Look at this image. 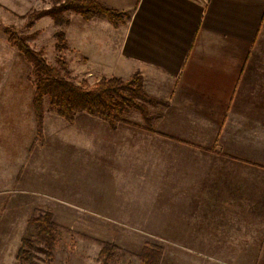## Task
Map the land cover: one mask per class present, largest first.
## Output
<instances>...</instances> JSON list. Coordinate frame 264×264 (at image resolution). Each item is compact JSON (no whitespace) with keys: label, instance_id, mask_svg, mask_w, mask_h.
Here are the masks:
<instances>
[{"label":"crops","instance_id":"0c3cea01","mask_svg":"<svg viewBox=\"0 0 264 264\" xmlns=\"http://www.w3.org/2000/svg\"><path fill=\"white\" fill-rule=\"evenodd\" d=\"M97 1L129 20L71 13L68 50L164 104L113 127L46 107L38 142L33 94H0V264L39 208L138 230L158 264H264V0Z\"/></svg>","mask_w":264,"mask_h":264},{"label":"trees","instance_id":"16d2710c","mask_svg":"<svg viewBox=\"0 0 264 264\" xmlns=\"http://www.w3.org/2000/svg\"><path fill=\"white\" fill-rule=\"evenodd\" d=\"M51 8L35 15H49L55 23L65 22L63 13L73 11L85 20L93 18L105 19L113 27L124 25L130 18L129 13L104 6L97 0H54ZM55 49L59 52L65 49V38L62 32L56 34ZM10 41L23 54L31 65L30 74L35 77L32 96V106L35 116L36 139L43 140V99L47 97L50 109L68 122H72L77 112H86L101 118L115 126L124 120V114L130 110L141 112L145 122L151 117L146 110V104H164L161 100L148 95L142 86V78L135 73L128 79L101 77L92 84L86 81L76 82L61 57L57 58V67L46 63L41 51L31 49L25 40L16 34L10 36ZM29 224L36 226L33 238L22 237L17 250V260L31 262L35 251L41 249L48 261L52 259V250L57 246L59 238L58 226L49 211L43 210L31 216ZM101 249L97 259L102 263L109 261L118 249L114 244L99 242ZM162 249L157 245H144L138 255L137 264H158Z\"/></svg>","mask_w":264,"mask_h":264},{"label":"rangeland","instance_id":"374dc122","mask_svg":"<svg viewBox=\"0 0 264 264\" xmlns=\"http://www.w3.org/2000/svg\"><path fill=\"white\" fill-rule=\"evenodd\" d=\"M53 1L54 0H0V94H33L34 91L35 77L30 74L31 65L10 41V36L12 34L21 36L31 49L41 51L46 63L51 66L57 67L58 57L64 59L71 73V77H73L76 82L86 81L92 84L101 77H109L105 76L102 70L85 67L82 61L86 58H83L82 54L73 53L68 50L69 47H67L64 30L70 21V14L75 12H64L63 17L66 21L61 24L55 23L49 15H42L39 17L35 15L36 13L51 8L54 4ZM44 17L47 19H43ZM58 32H62L65 38L66 47L61 52L55 49V45L58 42L56 38ZM130 76L126 78L115 77L126 80ZM145 106L150 116V112L152 111L151 108L155 105L146 104ZM157 106H160V104H157ZM46 107L50 108L49 100L47 97H44L43 109ZM130 111H133L131 114H141L138 110L133 109ZM130 111L126 112L124 116ZM43 210L49 211L46 208H39L35 210L32 215L35 216ZM49 212L59 230L57 246L52 250V259L48 261L45 253H43L41 249H38L35 251V257L31 262L19 261L20 264H137L139 262L138 255L142 245L139 243L135 246L127 245L126 243L132 241L130 233L140 234V231L120 229L119 231L121 232H116L112 236L111 230L106 228L97 230L84 228L81 223L86 221L83 220L82 217L78 219V214ZM35 233L36 226L28 224L24 230L23 237L33 238ZM112 239L117 242L121 241L119 243L125 245L114 244L118 249L115 251L113 257L105 263L98 261L97 256L101 249V244L99 242L102 241L113 244ZM146 244L154 245L147 242Z\"/></svg>","mask_w":264,"mask_h":264}]
</instances>
